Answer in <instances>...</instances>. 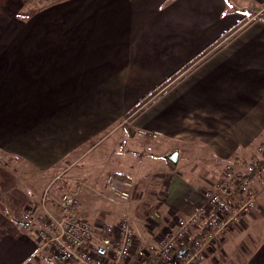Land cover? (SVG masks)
Segmentation results:
<instances>
[{"label":"crops","instance_id":"obj_1","mask_svg":"<svg viewBox=\"0 0 264 264\" xmlns=\"http://www.w3.org/2000/svg\"><path fill=\"white\" fill-rule=\"evenodd\" d=\"M33 1L0 0V150L45 174L29 178L23 205H37L35 184L54 168L61 178L75 165L100 169L132 188L149 177L164 186L169 230L225 169L251 170L264 147V14L241 18L263 0ZM139 127L159 137L143 142ZM263 192L195 264H264ZM4 210L0 229L10 232L0 231V264H40L33 225ZM101 225L92 226H115ZM153 229L141 239L135 229L125 264L156 255Z\"/></svg>","mask_w":264,"mask_h":264},{"label":"built area","instance_id":"obj_2","mask_svg":"<svg viewBox=\"0 0 264 264\" xmlns=\"http://www.w3.org/2000/svg\"><path fill=\"white\" fill-rule=\"evenodd\" d=\"M135 135L148 143L159 137V132L135 128ZM151 150V146H146ZM239 170L225 169L213 188L203 189L191 209L183 215H175L173 227L163 234L155 246L156 255L142 254L133 258V264H195L197 257L213 245L230 227L239 225L250 213L256 202L255 191L247 186L234 191L241 183ZM107 189L120 200H127L132 184L113 175L106 179ZM48 197V198H47ZM50 196L42 195L40 204L24 212L19 220L34 225L38 240L37 252L44 264H125L132 256L136 242L133 222L126 217L112 229L110 235L98 233L92 224L81 216L78 199L71 192H61L57 210L45 209ZM39 210V212H38ZM212 219V225L192 247L191 236ZM178 244L187 251L173 259Z\"/></svg>","mask_w":264,"mask_h":264},{"label":"rangeland","instance_id":"obj_3","mask_svg":"<svg viewBox=\"0 0 264 264\" xmlns=\"http://www.w3.org/2000/svg\"><path fill=\"white\" fill-rule=\"evenodd\" d=\"M50 1L52 0H34L33 3L29 4V6L34 8L42 5L39 7L42 8L44 4L49 3ZM263 2L264 1L259 4H255L259 6L256 13H254L255 11L253 10L252 5L248 8L243 9V17L246 19L243 24L249 22V20L253 17H261V15L264 14ZM29 6L24 7L22 11H28L29 9H31V7ZM251 11L254 14H251ZM2 13L4 12L2 11ZM21 14L25 13L21 12ZM113 134L116 135L117 131H115ZM139 139L143 142H146L143 137H139ZM259 148L260 147H258L256 151L257 155H260L261 152ZM84 160H86V157H84ZM18 162L19 166H14V164H11L10 156L3 150H0V187L2 188V186H4L3 188H5L16 183V187L19 188L18 190L15 188L13 190L10 189L11 191H6L7 188L2 190L0 189V195L3 201V204L0 203V216H2V221L5 222L6 220L4 218L7 219L8 217L4 210L5 206L15 208L17 212H19L15 216L19 219L24 212H27V210L31 209V207L23 205L22 200H20L19 198L21 196L19 193H23V191L34 185V183L30 181L29 178H41L43 175H45L42 174V172L38 171L36 168H29L25 165H20L23 162L19 160ZM75 166L68 168V173L65 171V177L62 178L61 176L62 174L64 175V172L59 173L58 168L49 170V178L52 179L49 182L43 183L41 185L35 184L34 188L36 189V191L40 192L41 196L37 199L38 202L34 204H40L43 194L44 196L45 194L49 195L50 200L46 199L49 205L46 204L43 211H45L46 209L53 213L57 210V200L61 192L71 191L75 194L76 192H78V204L79 202L80 204H84V207L80 208L81 215L91 223L99 226L100 230L102 227L101 224L114 226L121 219L128 217L132 220L134 228L137 229L138 237L140 239L143 236V233L149 234L148 230L152 227L154 228V239H156V241L153 243L156 246L157 242L168 230V228L165 227L167 226L166 223L168 222V219L173 218L171 214L167 215L165 213V217L160 215L161 209H159V202L163 200V194L159 193V191L164 190L163 184H159L156 180H152L149 177L145 178L144 180L140 181L137 186H135V188L131 187L129 189L130 196L127 200H120L116 195L111 194V192L106 187V179L113 174L111 175L110 173L103 171L100 172V169H98V171L94 169L93 171V169L90 167H87L86 169H76ZM232 169L236 171L239 170L242 175L246 174V172L250 170V168L245 166ZM91 173H94L95 176H89ZM55 174L60 175L59 178L61 179H55ZM79 178L82 179V182H77ZM250 182L251 184L247 183V186L252 188L255 193L259 190L264 191V168L259 173H256V175L252 178V180H250ZM80 186L81 188H79ZM41 187L43 189H41ZM22 189L24 190L22 191ZM77 189L81 190L78 191ZM262 194V202L264 204V192ZM51 202L55 205H53ZM96 206L98 207V209H96ZM102 208H104L103 211H101ZM106 215L107 218H105ZM2 221H0V225ZM30 227L32 228L34 227V225ZM2 230L8 233L10 232V228L0 229V231ZM37 256L41 259V263L44 264L42 257L39 254Z\"/></svg>","mask_w":264,"mask_h":264},{"label":"trees","instance_id":"obj_4","mask_svg":"<svg viewBox=\"0 0 264 264\" xmlns=\"http://www.w3.org/2000/svg\"><path fill=\"white\" fill-rule=\"evenodd\" d=\"M227 1L230 3V0H227ZM252 7H253V10L255 11L254 13H256L259 6L253 4ZM254 13L251 11V14H254ZM243 18L244 17H242L241 20ZM263 168H264V147L262 148V150L260 152V156H257L254 158V162H253V165L251 166V170L242 176L241 183L235 187L234 191H241L243 189V187L248 183V181H250L256 175V173H259ZM113 176L117 179L124 180L119 174H113ZM211 225H212V219H210L209 221L204 223V225L202 226L201 229H199L198 231H195L193 233V235L191 236V239H190L189 243L187 244V246L192 247L198 240H200L202 238L205 231H207ZM100 233L105 234V235H110L111 229L109 227H107L105 231L102 230ZM181 248H182V246L178 247L176 250L178 251Z\"/></svg>","mask_w":264,"mask_h":264},{"label":"water","instance_id":"obj_5","mask_svg":"<svg viewBox=\"0 0 264 264\" xmlns=\"http://www.w3.org/2000/svg\"><path fill=\"white\" fill-rule=\"evenodd\" d=\"M175 155H176V153L174 152V153H172L169 157H170L172 160H174V159H175ZM19 223H26V224H27V222H23V221H21V220H19ZM186 251H187V246H183L180 250H178V251H176V252L173 253L172 258L175 259V258H177L179 255H181L182 253H184V252H186Z\"/></svg>","mask_w":264,"mask_h":264}]
</instances>
